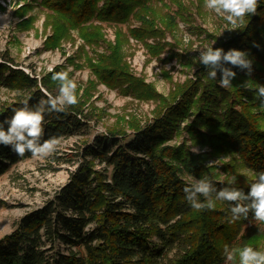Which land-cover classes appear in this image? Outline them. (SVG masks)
I'll list each match as a JSON object with an SVG mask.
<instances>
[{"label":"trees","instance_id":"16d2710c","mask_svg":"<svg viewBox=\"0 0 264 264\" xmlns=\"http://www.w3.org/2000/svg\"><path fill=\"white\" fill-rule=\"evenodd\" d=\"M162 1L44 0L50 13L43 25L51 31L44 47L54 50L72 41L73 31L84 45L96 48L105 44L100 24L134 21L141 27L129 29V35L157 55L163 47L144 41L162 36L151 7ZM32 20L22 27L29 29ZM123 42L119 32L115 44L86 59L94 81H88L80 97L77 90V104L45 115L41 142L51 136L79 134L88 127L83 106L96 85L118 88L142 101L157 99L159 105L149 119L131 117L124 128H110L85 141L82 160L68 182L0 240V264H225V245L260 250L264 232L249 223L255 222L251 212L247 219L230 222V202L216 201L213 210H194L184 188L193 184L186 177L207 176L218 190L234 186L247 193L252 183L234 175L236 168H247L254 177L264 171V108L257 96V86L264 85V0H259L255 15H246L240 28L215 47L246 51L253 61L251 75L232 68L236 77L230 87L220 86V73L210 79L199 62L192 78L174 85L167 97L158 95L130 73ZM56 72L38 82L8 66L2 56L0 87L26 94L0 106V122L25 101L32 106L47 99L46 93L58 95L59 82L52 79ZM4 127L7 130L8 125ZM180 135H184L181 142L168 143ZM187 142L206 151L194 154ZM221 155L233 156V162L217 167L206 164ZM32 156L30 152L19 156L11 146L0 144V176ZM95 162L104 168L94 170ZM217 170L225 173L222 180Z\"/></svg>","mask_w":264,"mask_h":264},{"label":"rangeland","instance_id":"374dc122","mask_svg":"<svg viewBox=\"0 0 264 264\" xmlns=\"http://www.w3.org/2000/svg\"><path fill=\"white\" fill-rule=\"evenodd\" d=\"M43 1L12 0L15 7L21 5L14 10L6 1L4 7L0 6V61L5 56L8 66L21 69L38 82L48 74L70 67L69 78L76 81L79 97L88 81H94L86 66V59H94V55L102 53L107 44H115L119 32L124 39L122 52L130 73L150 85L158 95L167 97L174 85L193 77L201 51L210 47L215 49L218 43L227 40L242 25V22L232 24L225 15H218L207 9L205 0H163L151 5L157 16L155 28L162 32V36L148 37L144 41L149 46L160 44L163 47L157 55H152L143 43L129 35V29L141 27L142 23L134 21L125 25L96 22L95 24H100L105 41V44L102 42L96 48L84 45L77 34L71 31L72 41L62 42L60 47L47 50L44 43L51 31L50 28L45 30L43 23L50 12ZM30 19H33L31 27L23 28V22ZM23 91L0 87V106L21 99L26 94ZM158 105L157 99L142 101L124 94L118 88L108 89L96 85L90 100L83 106L88 127L82 128L79 134L62 138L57 150L49 156H32L11 166L0 176V240L11 234L26 214L42 207L52 199L54 192L68 182L82 160L85 141L105 134L107 129L124 128L125 122L131 117L137 120L149 119ZM183 137L184 135L175 136L168 143L178 144ZM187 146L191 152L195 147L190 142H187ZM196 147L200 152L206 151ZM233 158L231 155H221L210 159L206 164L216 167L229 165ZM103 168V165L95 162L93 169L100 171ZM217 172L221 173L219 170ZM234 175L252 184L257 180V176L254 177L247 168L237 167ZM220 177L222 180L225 173H221ZM186 179L192 183L195 181L189 177ZM249 223L264 232V225L260 222L255 220ZM260 251H264V242Z\"/></svg>","mask_w":264,"mask_h":264},{"label":"clouds","instance_id":"9594fccd","mask_svg":"<svg viewBox=\"0 0 264 264\" xmlns=\"http://www.w3.org/2000/svg\"><path fill=\"white\" fill-rule=\"evenodd\" d=\"M259 6V0H205V7L218 15H225L226 19L236 24L243 22L246 15H255ZM259 47V45H255ZM199 62L206 68L210 79H217L220 73V86H232V80L236 72L232 68H239L251 75L253 61L249 53L237 49L207 48L200 52ZM231 65L232 67H227ZM71 68L56 72L52 79L59 82V94L52 96L46 93L47 99H40L35 105L29 106L27 101L21 107L13 110V115L0 122V144L11 146L12 150L19 156L30 152L33 156L47 157L54 153L61 143L60 137L51 136L41 142L44 134L45 115L52 112H63L67 107L77 104V83L69 78ZM257 96L260 98V107L264 108V85L257 86ZM8 125L5 130L4 125ZM194 154H200L195 146ZM257 180L247 193L243 189L234 186H225L217 189L215 183L207 176L195 180L191 186L185 187V198L194 210H213L216 201H227L230 206V222L239 220L241 217L247 219L249 213L253 218L264 223V171L256 174ZM232 183H236L233 176ZM204 200L201 201L200 197ZM225 264H264V251L257 250L251 246L235 247L225 245Z\"/></svg>","mask_w":264,"mask_h":264},{"label":"built area","instance_id":"2783aa9c","mask_svg":"<svg viewBox=\"0 0 264 264\" xmlns=\"http://www.w3.org/2000/svg\"><path fill=\"white\" fill-rule=\"evenodd\" d=\"M7 3H9V6L11 7V9L12 10H14V9H17V8H20L21 7V5L20 4H18L16 7H15V4L12 2V0L9 2V0H5ZM5 1H0V6L1 7H4L5 6ZM15 7V8H14ZM32 50H34L33 48H31ZM12 68H15V69H18V68H16V67H12ZM21 70V69H20Z\"/></svg>","mask_w":264,"mask_h":264}]
</instances>
